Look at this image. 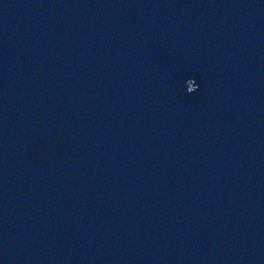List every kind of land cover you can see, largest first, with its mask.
Wrapping results in <instances>:
<instances>
[{
  "label": "water",
  "instance_id": "95a60500",
  "mask_svg": "<svg viewBox=\"0 0 264 264\" xmlns=\"http://www.w3.org/2000/svg\"><path fill=\"white\" fill-rule=\"evenodd\" d=\"M0 264H264V0H0Z\"/></svg>",
  "mask_w": 264,
  "mask_h": 264
}]
</instances>
